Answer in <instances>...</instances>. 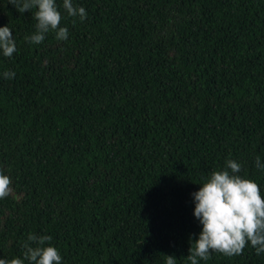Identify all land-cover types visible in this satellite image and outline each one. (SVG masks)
Wrapping results in <instances>:
<instances>
[{"label": "trees", "instance_id": "obj_1", "mask_svg": "<svg viewBox=\"0 0 264 264\" xmlns=\"http://www.w3.org/2000/svg\"><path fill=\"white\" fill-rule=\"evenodd\" d=\"M67 41L0 0V258L49 235L62 264H190L192 193L227 159L264 194V0H73ZM16 76L4 79L2 73ZM27 264V262H26ZM200 264H264L247 246Z\"/></svg>", "mask_w": 264, "mask_h": 264}, {"label": "clouds", "instance_id": "obj_2", "mask_svg": "<svg viewBox=\"0 0 264 264\" xmlns=\"http://www.w3.org/2000/svg\"><path fill=\"white\" fill-rule=\"evenodd\" d=\"M19 12H33L35 31L25 35V42L42 44L48 33H54L57 41H67L69 29L61 26L64 16L57 0H8ZM62 7L68 17L81 22L86 20L84 7H76L73 0H62ZM18 51L13 32L8 25L0 27V54L11 58ZM14 71L2 73L4 79L11 80ZM255 166L264 170V162L257 156ZM243 165L227 159L222 170H214L204 180L198 191L192 193L194 216L202 225L198 239L191 240L186 260L190 264L208 261L213 253L226 257L241 255L251 245L257 255L264 253V194L260 185L252 179L241 176ZM12 178L0 168V200L14 195ZM49 235L29 233L22 245V256L10 260L0 258V264H62L58 249L49 242ZM165 264H177L173 255H165Z\"/></svg>", "mask_w": 264, "mask_h": 264}]
</instances>
